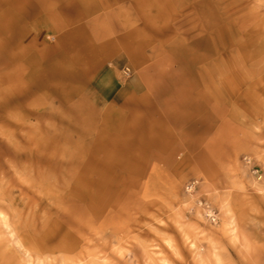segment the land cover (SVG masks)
<instances>
[{"label":"rangeland","instance_id":"obj_1","mask_svg":"<svg viewBox=\"0 0 264 264\" xmlns=\"http://www.w3.org/2000/svg\"><path fill=\"white\" fill-rule=\"evenodd\" d=\"M101 1L64 66L59 14L0 0V264H264V0Z\"/></svg>","mask_w":264,"mask_h":264},{"label":"bare ground","instance_id":"obj_2","mask_svg":"<svg viewBox=\"0 0 264 264\" xmlns=\"http://www.w3.org/2000/svg\"><path fill=\"white\" fill-rule=\"evenodd\" d=\"M21 3H22V15L24 19L30 17L32 18L34 15H36L38 12L37 9L41 11L43 10V12L49 10V14L50 13L59 14L65 26L68 28L63 35L64 40L66 41L67 52H65V54L61 57V62L62 64H64V66L65 64L66 65L74 64L79 66L80 62L78 58L81 56L76 54L78 51L76 53H73V50H76L77 46H79V43L82 44L83 42L81 41L79 42L76 37V31H77L76 22H79L87 14L95 12L101 8L103 9V7H105L104 1L21 0ZM89 51H90V47L88 45H85L84 47L81 48V52L89 53ZM69 54H73L74 57H72ZM152 130H153V126H149V124H147V126L144 127H136L135 125L132 129H129L128 131H123V134L121 135L123 136V139H121V137L108 138V142H99L98 145L95 147V149L101 152V154H103L104 156L103 160L101 159L102 162H99L100 166L104 168L112 169L110 168L112 166L110 162H112L113 165L114 163L118 164V169L123 172L126 171V169H134V161H128L123 159H121L120 161L117 160L116 157L118 156L121 158H126L125 157L126 155L129 157V153L131 155V153L133 152H139L142 153L143 155H146L151 150V148L155 143L152 136ZM103 182L104 181L102 179V181H99L97 184L98 185L99 183L103 184ZM97 194L98 193H95L94 197L92 196V199L96 200ZM0 220L4 226H7L6 221L4 219H0ZM16 242H18V240ZM24 256L27 257L28 259L31 258V255L28 251H25ZM2 258L5 259V261L14 260L12 254H8V253H5L4 257ZM37 263H40V261L37 260Z\"/></svg>","mask_w":264,"mask_h":264}]
</instances>
